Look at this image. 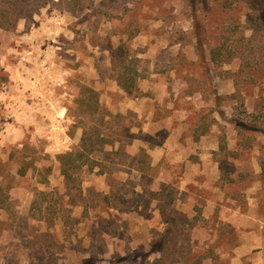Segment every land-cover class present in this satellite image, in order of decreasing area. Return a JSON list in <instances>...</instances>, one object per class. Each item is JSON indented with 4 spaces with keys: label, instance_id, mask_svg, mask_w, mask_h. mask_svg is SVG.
<instances>
[{
    "label": "rangeland",
    "instance_id": "obj_1",
    "mask_svg": "<svg viewBox=\"0 0 264 264\" xmlns=\"http://www.w3.org/2000/svg\"><path fill=\"white\" fill-rule=\"evenodd\" d=\"M117 50L140 60L134 94L118 85ZM83 84L137 138L123 170L80 172L81 197L58 155L83 133ZM188 156L214 161L219 179L182 184ZM0 183V264H257L264 239L247 224L264 235V0H0Z\"/></svg>",
    "mask_w": 264,
    "mask_h": 264
},
{
    "label": "trees",
    "instance_id": "obj_2",
    "mask_svg": "<svg viewBox=\"0 0 264 264\" xmlns=\"http://www.w3.org/2000/svg\"><path fill=\"white\" fill-rule=\"evenodd\" d=\"M118 52L117 50L114 54L117 58L116 61L118 65V85L127 94H134L139 89L138 82L142 77L139 68L140 60L137 56L128 57L120 54L118 55ZM79 91L80 95L76 98L75 102L78 104L79 112L77 124L83 128L81 140L71 150L59 154L58 160L66 186L70 187L72 185L71 187L78 188L80 193L77 194L82 197L84 192L81 186L82 180L79 177L80 172L85 168L90 171L97 169L99 174L111 176L114 174L115 170H123L121 166L115 168L117 163H119V160L116 161V159L125 158L127 156L126 147L133 143L137 135L132 130L133 125L126 122L127 114L113 112L102 105L98 90L88 84H83ZM214 95L216 100H220L219 98H221V96L219 94L215 93ZM210 115L211 110L208 114H204L201 119L205 120L207 116L209 117ZM214 121L215 120L211 119V122L205 123L203 121L198 125L195 134L196 139H199L201 135L207 134ZM241 124L246 130H255L254 126H250L244 122H241ZM141 161V163H145V160ZM138 162L139 159L134 163V169L139 172H144L146 168L139 165ZM20 173L25 174L26 171L22 170ZM45 181H47V178ZM39 193L48 194V192L45 191ZM0 195H3L2 201H7L9 199V195L5 193L1 183ZM0 207L3 206L0 205ZM24 218V220L28 222L32 220L29 216H25ZM71 218L73 221L77 220V217ZM84 264L95 263H93L90 258H87L84 260Z\"/></svg>",
    "mask_w": 264,
    "mask_h": 264
},
{
    "label": "crops",
    "instance_id": "obj_3",
    "mask_svg": "<svg viewBox=\"0 0 264 264\" xmlns=\"http://www.w3.org/2000/svg\"><path fill=\"white\" fill-rule=\"evenodd\" d=\"M173 135H174V132L170 133V136H173ZM208 137H210V135H201L199 140L198 141H194V143H196V145L199 144V146H202V144L204 145L205 139H207ZM80 140H81V137H80ZM80 140H79V142H80ZM169 142H171V140L168 138L165 145H167ZM177 144H179V143H177ZM199 146H195V147H199ZM217 147H218V143L216 142V144L214 145V147L212 149L215 150V149H217ZM179 148H185L186 149L187 147L181 146ZM191 149H192V151H194L193 147H191ZM155 150H157V159H158L159 158V154L158 153L161 150H164V145L163 146L157 145V148ZM202 152H203V154H201V155L204 157V152L207 153L208 150L207 151L202 150ZM203 157L199 158V159H193V158L191 159V157L188 156L187 158L185 157V158H181L180 160H177V161H182V162L185 163V165H184L185 166V171H184L183 176H182L183 177L182 184H184V185H188L189 184L190 185L192 183H195V179H198L197 177H201L202 175H208L210 170L215 171V173L217 174V178L219 179V166H218V164H216V163H214V161H212L213 166H212V164H210V166H208V164H207L208 161L204 160ZM207 157H209L208 160L211 159L210 154H209V156L207 155ZM219 199L220 198H218V200ZM242 217H245V216L242 215ZM231 218H233V217L231 216ZM229 221L231 223H237V221H235L234 218L231 219V220L229 219ZM248 221H249V223L247 224V226L252 228L249 232L254 234V235L250 236V237H252L251 240L254 239L253 237H255L257 239V241L263 240L264 239V235H260L258 233V228H257L258 225H257V227L255 226L256 223L253 222L254 220L248 219ZM240 226L246 227V225L243 226V224H240ZM253 228H255V229H253ZM245 243H246V245H248L250 243V240L248 239L247 241H245ZM260 247H262V250L260 251V253H258V255L256 257V260H255V263L264 264V246H260Z\"/></svg>",
    "mask_w": 264,
    "mask_h": 264
}]
</instances>
